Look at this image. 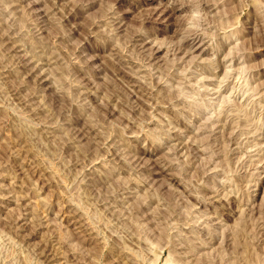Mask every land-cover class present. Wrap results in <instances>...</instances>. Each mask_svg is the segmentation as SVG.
I'll return each mask as SVG.
<instances>
[{
  "label": "rangeland",
  "instance_id": "rangeland-1",
  "mask_svg": "<svg viewBox=\"0 0 264 264\" xmlns=\"http://www.w3.org/2000/svg\"><path fill=\"white\" fill-rule=\"evenodd\" d=\"M0 264H264V0H0Z\"/></svg>",
  "mask_w": 264,
  "mask_h": 264
},
{
  "label": "bare ground",
  "instance_id": "bare-ground-1",
  "mask_svg": "<svg viewBox=\"0 0 264 264\" xmlns=\"http://www.w3.org/2000/svg\"><path fill=\"white\" fill-rule=\"evenodd\" d=\"M167 9H168V8H167ZM167 9H166V10H167ZM163 10H164V9H163ZM168 11H169V10H168ZM170 11H171V10H170ZM163 14H164V13H163ZM195 38H196V37H194V39H195ZM191 40H192V39H191ZM194 41H195V40H194ZM144 44H145V43H144ZM146 44H147V43H146ZM146 44H145V45H146ZM143 46H144V45H143ZM143 46H142V48H143ZM147 48H149V47H147ZM159 48H160V47H158V49H159ZM152 50H153V49H152ZM154 51H155V50H154ZM138 52H139V51H138ZM156 52H157V51H156ZM151 53H152V51H151ZM228 53H229V52H228ZM152 57H153V56H152ZM149 58H150V57H149ZM183 60H184V59H183ZM111 64H112V63H111ZM109 67H110V66H109ZM151 67H152V66H151ZM176 77H177V76H176ZM211 79H212V78H211Z\"/></svg>",
  "mask_w": 264,
  "mask_h": 264
}]
</instances>
